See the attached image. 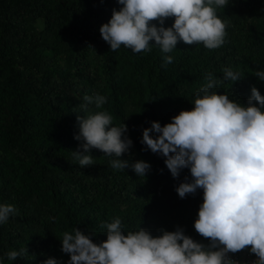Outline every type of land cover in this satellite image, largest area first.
<instances>
[{
	"label": "trees",
	"instance_id": "obj_1",
	"mask_svg": "<svg viewBox=\"0 0 264 264\" xmlns=\"http://www.w3.org/2000/svg\"><path fill=\"white\" fill-rule=\"evenodd\" d=\"M120 7L117 0H0V205L16 208L0 223V264L49 258L68 264L61 251L65 231L78 228L99 244L107 239L102 225L116 218L125 234L141 228L156 237L179 227L209 243L194 228L203 190L180 198L175 189L185 177L191 181L189 169L173 178L165 158L141 143L142 131L191 110L206 77L223 80L225 68L242 77L212 91L243 106L252 87L264 96V81L254 75L264 69V0H229L217 9L226 24L221 47L181 41L168 54L154 44L150 52L123 45L111 51L99 28ZM173 23L169 18L164 26ZM165 55L173 62L162 67ZM96 94L107 97L101 109L83 99ZM104 110L114 126H128L133 147L121 159L149 163L145 178L114 169L110 162L118 158L97 149L91 166L80 167L73 157L81 143L74 139L77 115ZM22 248L28 254L7 259Z\"/></svg>",
	"mask_w": 264,
	"mask_h": 264
},
{
	"label": "clouds",
	"instance_id": "obj_2",
	"mask_svg": "<svg viewBox=\"0 0 264 264\" xmlns=\"http://www.w3.org/2000/svg\"><path fill=\"white\" fill-rule=\"evenodd\" d=\"M117 3L122 7L114 8L111 19L99 28L111 51L123 45L133 53L150 52L154 44L168 54L181 41L187 45L202 43L209 50L225 43L226 24L217 16V9H224L229 0ZM169 18H174V23L165 27ZM163 60L162 67H166L173 57L165 55ZM254 75L264 81V69ZM241 77L231 68L223 70V80L209 74L191 110L180 111L163 126L153 121L142 131L141 143L165 158L173 178H179L182 169H189L191 181L185 177L175 189L180 198L203 190L194 228L210 243L194 241L179 227L156 237L141 228L125 234L121 220L116 218L102 225L107 239L99 244L78 228L65 231L61 251L70 256L68 264H236L229 254L245 249L257 257L254 264H264V96L252 87L247 106H243L226 94L212 91L224 81L236 82ZM83 99L97 109L107 102V97L99 94ZM76 120L74 139L81 143L72 155L80 167L94 164L91 150L97 149L118 158L110 162L114 169L131 168L137 177L145 178L149 163L121 159L133 147L125 123L114 126L113 116L106 110L77 115ZM15 213L13 205H0V223ZM25 254L27 248L11 250L6 256L15 261ZM44 264L58 261L49 258Z\"/></svg>",
	"mask_w": 264,
	"mask_h": 264
},
{
	"label": "built area",
	"instance_id": "obj_3",
	"mask_svg": "<svg viewBox=\"0 0 264 264\" xmlns=\"http://www.w3.org/2000/svg\"><path fill=\"white\" fill-rule=\"evenodd\" d=\"M229 256L236 262V264H254V261L257 259L254 254L250 253V249H245L235 254L230 253Z\"/></svg>",
	"mask_w": 264,
	"mask_h": 264
},
{
	"label": "rangeland",
	"instance_id": "obj_4",
	"mask_svg": "<svg viewBox=\"0 0 264 264\" xmlns=\"http://www.w3.org/2000/svg\"><path fill=\"white\" fill-rule=\"evenodd\" d=\"M37 28L39 29V30H43L44 29V25H43V22L42 21H39L38 23H37ZM2 91H3V89H0V96H1V94H2ZM4 94V93H3Z\"/></svg>",
	"mask_w": 264,
	"mask_h": 264
}]
</instances>
